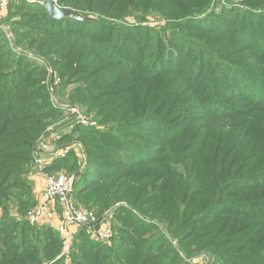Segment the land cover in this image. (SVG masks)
<instances>
[{
  "label": "trees",
  "instance_id": "1",
  "mask_svg": "<svg viewBox=\"0 0 264 264\" xmlns=\"http://www.w3.org/2000/svg\"><path fill=\"white\" fill-rule=\"evenodd\" d=\"M21 2L10 3L7 15L0 22L13 29L18 47L45 58L64 81V85L73 86L67 99L71 104L83 106L91 118L93 116L90 113L94 112L100 118V124L108 128L105 132L107 134L99 132L94 135L98 129L77 126L72 136H66L62 141L66 145L72 140L83 142L88 156V170L80 185L76 181L74 198L83 200L82 204L87 209H97L98 205L106 204L108 200L105 199L110 196L117 200L120 196L130 198L124 192L133 194L129 199L130 203L145 215L168 223L174 234L186 232L179 238L186 253L191 252L195 246L218 251L219 244L223 243L220 236L224 233L235 234L241 227L235 225V222L226 228H216L221 219L216 214L217 210L215 213V209L207 211L208 208L205 211H195L192 206L204 196L214 194L213 202L219 198L218 193L227 192L233 186L244 187L241 183H256L264 176V169L260 173L244 176L253 160H264L260 156L264 155V144H258V140L264 143V139H257L258 129H264V79L250 65L245 64L244 59L231 57L234 52L232 46L235 44L240 48L238 55L254 56L264 67V57L261 56L264 52V0L56 1L60 8L71 9L84 18L91 19L87 22L54 20L48 17L43 5ZM203 3L206 5L205 11L194 12ZM118 6H127L128 13L121 12ZM219 8L222 10L221 16L217 17ZM151 13H159L171 21L165 22V27L163 26L167 30L154 33L156 43L153 47L144 37L152 29L141 24ZM131 14L138 19L137 25L112 24L107 21L110 18L122 20ZM226 14L231 15V19L226 21L229 25L232 23L230 31L222 21L220 25L212 22L214 27L206 23L210 17L226 20ZM13 16L19 19L13 21ZM187 23L191 25V29H195V33L204 36L207 34L203 42L195 45L196 52L204 50L206 54H211V58L203 63L199 59L194 61L193 52L192 56L187 55L186 43L183 46L179 41V31ZM186 42L190 40L187 39ZM208 43L211 46L229 45L224 54L227 53L226 56L230 59L219 55V49L210 51ZM149 49L152 51L147 54ZM173 53L177 55L173 57ZM180 56H186L184 61L188 62L185 67L188 71L183 75L176 72L177 65L179 69L184 66L179 64ZM129 57L137 60L136 65L130 64ZM160 57L163 62L159 61ZM214 62L226 63L230 68L229 73L235 72L232 78L224 75L221 66ZM165 64L168 67H163ZM194 68L197 69L196 72H193ZM205 70L206 77L203 78ZM175 75L181 76V82L185 85L182 86L184 88L178 102L176 90L180 89L175 87L171 90L164 83L165 80L175 82ZM45 78L46 73L42 68L33 66L26 57L17 55L8 48L5 36L0 31V207L3 209L0 215V264L65 262L60 255L62 243L56 230L51 227H33L26 219L27 213L36 205L28 182L22 178L27 174L31 163L32 147L44 134L46 127L60 118V113L50 105ZM226 81L233 83V87L222 93L218 83L226 84ZM201 82L205 86L200 85L203 84ZM187 83L191 86L197 83L200 86L189 93L188 100ZM219 93L240 102L249 101L251 110L233 111L231 105L220 102L224 107H230L226 111L227 116L226 112L211 107L203 108L207 102L216 99ZM253 95L260 99L255 100ZM170 97L175 99L174 104L183 105L184 110L190 106L188 109L197 112L201 110L207 115V123H203L202 130L189 128L184 131L186 135L171 133L166 139L159 138L158 135L148 137V131L139 125V120L148 122L150 115L146 109L153 110L151 102L160 103L161 108L153 110L158 113L169 102ZM199 103H203V106L198 105ZM134 109L142 111L140 115L143 117L138 116L140 119H137ZM177 109L168 110L167 113ZM241 114L246 117L240 116ZM187 119L190 126L198 123L188 117ZM216 123L220 127L215 126ZM125 127L136 128L135 132H145L142 135L130 133L131 136L120 137L119 134ZM160 130L156 129L162 134ZM130 138L133 141L129 143ZM139 140L158 148V151L167 143L166 150L160 152L162 157L167 151L168 153L161 160L156 158V154L154 160L141 161V156L148 153L138 144ZM247 141L250 142L249 146L246 145ZM225 142H231V145L225 149L222 146L213 147ZM192 143L196 145L190 149ZM208 144H212L211 147H207ZM181 146L187 147V160ZM178 148L180 156L174 155ZM207 149H211L210 153L201 156ZM131 152L129 157L122 154ZM171 158L176 161L180 159V164H185L187 177L171 178L167 181L166 188L152 186L149 176L144 173L150 168L168 167ZM196 161L200 162V168L194 165ZM65 168L71 174H77L80 168L72 152L67 158L54 162L48 171L55 173ZM260 182L264 194V181ZM242 189L251 191L256 188ZM175 193L183 195L182 199L175 201L166 197L174 196ZM180 203L186 205L187 209ZM221 203L222 200L219 199L216 208H220ZM252 203L253 213L258 210L256 207L264 211L261 200ZM9 204L18 207L23 216L21 219H12ZM103 208L104 205L100 209ZM251 215L263 219L257 213ZM117 217L122 228L112 246L93 242L85 230L78 231V242L74 243L71 264H156L160 257L154 255V251L160 246L155 243L146 245L149 243L148 239L140 235L141 231L146 230L142 220L127 210H120ZM176 222L177 226L174 225ZM243 227L240 234H249V229ZM262 231L264 229L256 232L257 242ZM262 248L253 253H242L239 263L264 264V259L261 258L264 257V245ZM149 252L153 254L149 255ZM170 256V261L166 259L168 264L175 262L178 257L175 254ZM222 256L227 261L230 258L236 259L233 254Z\"/></svg>",
  "mask_w": 264,
  "mask_h": 264
},
{
  "label": "rangeland",
  "instance_id": "2",
  "mask_svg": "<svg viewBox=\"0 0 264 264\" xmlns=\"http://www.w3.org/2000/svg\"><path fill=\"white\" fill-rule=\"evenodd\" d=\"M1 1V0H0ZM25 2V4L27 5H43L45 4L46 0H9L8 1V5L10 3H16V4H21L22 2ZM55 3L57 0H53ZM263 1V0H261ZM236 3V2H235ZM57 4V3H56ZM237 4V3H236ZM8 5L6 7V9L1 10L0 9V19L2 20L6 15H7V11H8ZM58 6V5H57ZM59 7V6H58ZM119 7V6H118ZM205 7L206 5L203 3L201 6H199L197 9L194 10V12L196 13H203L205 11ZM120 8V7H119ZM121 12L124 13H128L127 10V6L126 7H122L120 8ZM46 11V10H45ZM221 8L218 9V12L216 13L217 17L221 16ZM80 14V13H79ZM136 14V13H135ZM220 14V15H219ZM48 15V14H47ZM81 15V14H80ZM134 14L131 15H127V17H124L122 20H116L117 18H110L107 21H109L112 24H123V25H137L138 24V19L136 18V16H133ZM227 18L226 20L224 19H219V18H215V19H211V17L208 19V21L206 23L210 24L211 27H214L213 24H211L212 22H214V24H221L222 23L225 26H228L227 30L230 31L229 29H231L232 23L231 25H229L226 21L227 19H231V15L230 14H226ZM17 19H19V17H15L13 16V21H16ZM0 20V21H1ZM91 20V19H90ZM89 20V21H90ZM165 22H171L170 20L165 19L164 17H162L159 13H151L149 15H147L144 19L143 22H141V24L143 25V27L148 28V29H152L151 32H146L147 36H144L145 39H147V43H150L151 46L153 47V45H155V36L154 33L156 32H161V31H165L167 29H165L164 24ZM235 25V24H234ZM164 26V27H163ZM208 25V27H210ZM233 27V26H232ZM264 27V25H263ZM155 30V31H153ZM195 29H191V25L189 23H187V25L185 26V28L181 29L179 31L181 38L179 39L181 45L184 46V44L186 43V51L187 55H195L194 57V61L196 59H199L200 63H203L205 60L211 58V54H206V52L203 50L201 52H196V43H201L204 41V39L207 37L204 36L201 33H195L194 32ZM0 31L4 34L5 36V42L8 45V48L15 54L17 55H22L24 57H26V60L32 64L33 66H37L39 68H42L45 73H46V78H45V85L47 88V92H48V96H49V102L51 107L60 113V118L57 119L54 123L50 124L49 126L46 127L44 134L41 135V137L39 138V140L37 141L36 145H34L32 147L31 150V154L32 151L34 150V148H36V146H38V144L41 143V141L44 139V141H46L47 146H70L72 147V154H74L75 159H77L78 163L80 164V168L77 172V174H71L67 168H65V170H61V171H56L55 173L49 172L47 169V172L50 173L48 175H55L58 173H63L64 175H66L69 178H74L75 183L77 181V185L81 184V182L83 181L82 178L85 175V173L88 170L87 167V158L88 156L86 155L85 152V146L83 144V142H77V141H70L69 144H62L64 138L67 137H71L72 133L74 131V128L77 127H71V123L68 121L67 119V114L64 113V108L65 106L68 105H77V104H71L67 99H68V93L70 91V89L73 86H69V85H64V81L59 77L58 73L56 72V70L51 66V64L43 57L37 55L36 53H34L33 51L27 50L26 48H21L18 47L16 45V35L13 31V29L9 26H5L3 23L0 22ZM143 36H141L142 39ZM144 39V38H143ZM144 39V44H146V40ZM190 40V42H186V40ZM194 40L196 42H194ZM209 42H212V40H210ZM254 44L256 43V41L254 40L253 42ZM252 43V44H253ZM208 46L210 48V51L212 49H219L218 51H220V53H218L219 55L225 57V58H229L227 57V53L224 54V50L229 47V45L223 46V45H215V46H211L210 43H208ZM152 50L149 49L146 53L148 54V52H151ZM232 51H234L231 54V57H233L234 59H244L243 61H245V64L250 65L251 68L254 69V72H256L257 74L261 75V79H264V67L261 66V64L259 63V61L254 57V56H250L247 54H237L240 52V48L238 47V45L232 46ZM193 52V53H192ZM177 53H173L172 56H176ZM262 57H264V52H262L261 54ZM186 56H180V63L179 64H184V66L179 69L178 65L176 66V69L180 75L185 74L188 69H185V67L188 65L187 61H184V58ZM131 60L130 64L136 65L137 60L133 59L132 57H129ZM128 58V59H129ZM172 59V58H171ZM170 59V60H171ZM230 59V58H229ZM169 60V61H170ZM160 62H163L162 57H160ZM216 63V62H214ZM217 65H220L221 68L223 69L222 73H224V75H227L228 78H232V74L234 75L235 72H233L232 74L229 73V66L226 63H216ZM200 65V64H199ZM163 67H168V64H165V66ZM197 69H193V72H196ZM206 71L203 74V78L206 77ZM197 75V73H196ZM195 75V76H196ZM176 77V81L175 82H171L169 80H165L164 83L165 85L171 89L174 90L175 87L179 88L180 90H176V96H177V102H178V97H181L182 94H180V92H182L183 88L185 87V85H183V83L181 82L182 77L179 75H175ZM238 77V75L236 76ZM227 83L224 84V82L222 83H218V88L223 91L226 89H231L233 86V83H231L230 81H226ZM203 83V82H201ZM205 86V84H200ZM184 86V87H182ZM182 87V89H181ZM194 87V88H193ZM196 87H200L197 86V83L194 86H191L190 84L187 83V100H188V95L191 92H194V89L196 90ZM217 89H215L216 91ZM258 92V89H257ZM224 93V91L222 92ZM180 94V95H179ZM253 98L256 99H260L257 98L256 95H253ZM174 98L170 97L169 98V102L165 104L164 107H162V111L161 112H154L153 110L157 109V108H161L160 107V103H154L151 102L150 106L152 107L153 110L151 109H146L147 112L149 113V118H147L148 122H142V120H139V125H142L144 128H146V130L148 131L147 135L148 137H154L157 136L159 138L162 139H166V137L172 135L171 133H173V135H186L184 133L185 129H189L191 128V130H202V127L204 126L203 123H207V115L205 113H203V111H195L192 109H188L187 106V110H184V106L183 105H176L174 104ZM220 102H225L228 103L229 106L231 105L232 110L236 111V110H242V111H250V103L249 101H238V100H233V99H229L228 97H226L225 94H217V98L211 100V102H207L205 104V106L203 108H207V107H211L217 111H221V112H226L230 109L229 106H227L228 108L224 107ZM144 105H147L145 102H143ZM198 105L203 106V103H199ZM83 112H85L86 114V109L83 106L77 105ZM138 109H141L140 107H137ZM174 112L172 113H167V111L171 110V109H176ZM186 109V108H185ZM63 110V111H62ZM135 112V117L137 119H140L139 117H143L140 114L142 113V111L134 109ZM89 114V113H88ZM87 115V114H86ZM91 116H93V119L97 122V126L95 129H98L97 132H95L94 135H97L99 132L100 133H105L107 132L106 130L108 129L107 127L104 126V124H100L99 119L97 118V116L95 115V113H90ZM188 115V116H187ZM226 115L228 116V112H226ZM88 116V115H87ZM139 116V117H138ZM240 116L242 117H246L245 114H241ZM90 117V116H89ZM188 118H190L191 120H196L198 121L197 124H192V126H190L189 122H188ZM232 118V117H231ZM153 123V124H152ZM154 126V128H152ZM215 126H218V124L216 123ZM214 126V127H215ZM127 127V126H126ZM124 128L122 130V132L119 134L120 137H128L131 136L130 133L132 134H144L145 131H139V132H135L136 128ZM220 127V126H218ZM156 129H161V133L160 134L158 131H156ZM50 130H54V131H58V137L59 139L56 138H50L46 135L48 133V131ZM107 134V133H105ZM115 135V133H114ZM111 135V136H114ZM167 137V138H168ZM257 139H264V129H258V134H257ZM133 141V139L130 138L129 143ZM245 141V140H242ZM171 142V141H169ZM138 144H140V146H142L143 149H146V153L148 154H143L141 156V161H146L148 159H155V156L157 159L161 160L162 157V151L166 150V144L164 145V147H162L161 149L151 146V145H147L145 141H141L139 140ZM202 144H204V142H202ZM250 142L247 141L246 145L249 146ZM254 144V143H253ZM258 144L259 145H263V141L262 140H258ZM156 145V144H155ZM193 145H196L195 143H192V146L190 147V149L193 148ZM212 144H208L207 147H211ZM229 145H231V142H225L224 144H217L213 147H223V149L227 148ZM262 147V146H261ZM181 150H183L185 159L186 155H187V147L186 146H181ZM133 151H135V149H133ZM161 151V152H160ZM211 149H207L205 152H203L201 154V156L205 155V153H210ZM150 152V153H149ZM168 153V151L163 155V157ZM47 154V155H46ZM125 157H129L130 155H132L131 153H122ZM174 155H179V148H178V152H176ZM42 156V155H41ZM46 158H49L48 153H45ZM263 156L264 155H260ZM162 157V159H164ZM209 157V156H208ZM181 158V157H180ZM74 159V158H73ZM73 161V160H72ZM184 165V166H182ZM194 165L197 168H200V162L196 161L194 163ZM33 160H32V156H31V163L30 166L28 168L27 174L25 175V177L23 176L22 178L24 180H26L28 183V187L31 189L33 197L36 200V205L39 201V193L40 191H43L46 185L45 182V178L44 177H40L38 176L39 173L36 172V169L33 168ZM117 169H121L123 170L122 167L116 166ZM175 168V171L173 170ZM264 169V160H260L259 158L253 160V162L251 163L250 167L246 170V172H244V176L247 175H251L253 173H260L262 172ZM146 175L149 176L150 181H152V186L157 185V187L160 185V187L158 189H161L162 186L164 188H166V183L168 180H170L173 177H183L186 178L187 177V169L185 164H180V159L178 161L174 160V159H170V161L168 162V167H160V168H150L147 169V171L144 173ZM39 177V178H38ZM99 177V175H98ZM97 177V179H98ZM261 180L257 181L256 183L254 181L252 182H247V183H241L243 184L244 187L242 186H233V188L229 189L227 192H220L219 194V198L215 201L212 202V197L214 194L212 195H208V196H204L198 200H196V203L192 206V210L195 211H205V209H207V211H209V209L212 211L217 210L216 214L220 216L221 219L220 222L218 223V225L216 226V228H219L220 226H231L233 224H236L237 226H240L241 228H244L243 226H246L247 233L245 234H240V231L242 230L241 228H238L235 231V234H231V235H227L226 233H224L223 235L220 236V238L223 240V243L219 244L218 247V251H216L214 249H205L199 246H195L192 247L191 252L186 253L183 248L181 247V242L179 241V238H181V235L183 234V236L185 235V231L182 232L180 235L179 234H174L173 230L169 227L168 223L162 222L156 218H152L150 216H147L144 214V212L139 209L138 207L132 205L129 201V199L131 198V196H134L133 194H126L124 192V194L126 196H129L130 198H123L122 196H120L119 199L117 200H113L112 196H110L109 198H106L105 200H108L106 202V204L104 203V208L103 210H101L100 208H102L103 205H98L97 209H93L97 212V215H106L109 212L112 214L111 215V226H112V230H113V238L111 240L110 243H106V242H102L97 240L95 237H91L90 239L93 242L96 243H103V244H107L109 246H112L113 242L117 239V237H119V233H120V229L122 228V224L120 222V220L117 217V214L120 210H127L133 213V215H136V217H138L139 219L142 220L143 225L146 227L144 231H141L140 235L141 237H144L145 239H148V242L146 245H150V244H158L160 246V248L156 251H154V255L159 256L160 259L156 260V264H168V262L166 261V259H169V261L172 259V257L170 256L171 254H175L178 255L177 260L175 262H173L172 264H240L239 263V257L240 255H242V253H253L257 250L263 249L262 246L264 245V231L261 232L260 238L257 242L258 236L256 235L257 231H261L264 229V227L262 228V226L264 225V211L261 210L260 207H256L258 208V210H254V213L259 214L263 219L261 218H257L255 215H251L254 214L252 209L254 208V205L252 203V201H257V200H261L264 206V194H263V189L261 188V182L260 181H264V176H261ZM176 179V178H175ZM43 182V188L41 189L39 187V184ZM75 183H74V187H75ZM245 187H251V188H256L255 190H251V191H245L242 188ZM40 191H39V190ZM131 192V190H129ZM110 195V194H109ZM166 197L173 199L175 201L182 199L183 195L175 193L174 196H169L167 195ZM72 198H73V202L74 205L77 206L79 209H84V205L83 200L78 201L77 199L74 198V191L72 194ZM221 199L222 203L219 205L220 208H216V204L217 201ZM104 202V201H103ZM212 202V203H211ZM214 203V204H213ZM182 205V203H180ZM179 204V205H180ZM213 204V205H212ZM10 205V204H9ZM35 205V206H36ZM178 205V206H179ZM248 205V207L246 206ZM243 206H245L243 208ZM182 207H186V205H182ZM145 209H148V207H146ZM187 209V207H186ZM101 212H100V211ZM210 211V212H211ZM3 213V209L2 207H0V215H2ZM203 213V212H202ZM10 214L12 216V219H21L23 216L20 215V212L18 211V207H16L15 205H10ZM25 217V216H24ZM55 227L57 225V220L53 222ZM176 222L174 225L177 226ZM181 227V226H180ZM79 232L81 230H85V228H78ZM86 231V230H85ZM76 233V235H74L72 243H73V247H74V243L78 242V233ZM87 232V231H86ZM89 234V233H88ZM59 235V234H58ZM118 235V236H116ZM60 237V236H59ZM163 238V239H162ZM61 240V238H60ZM77 240V241H76ZM62 241V240H61ZM256 242L259 243V247L257 248ZM62 243V242H61ZM72 253L73 251L69 254L68 258H65L63 256V249L61 250V257H64V264H71V259H72ZM153 254L152 253H148ZM147 257H150L148 256ZM227 254H233L234 258H230V260H226L225 258H223L222 255H225L227 257ZM221 257H220V256ZM146 257V258H147ZM262 259H264V257H261ZM130 263H132L131 261H129ZM48 264V263H45ZM132 264H137L136 263H132Z\"/></svg>",
  "mask_w": 264,
  "mask_h": 264
},
{
  "label": "built area",
  "instance_id": "3",
  "mask_svg": "<svg viewBox=\"0 0 264 264\" xmlns=\"http://www.w3.org/2000/svg\"><path fill=\"white\" fill-rule=\"evenodd\" d=\"M8 1H0L1 10L6 9ZM63 108L71 127L96 128L97 122L87 116L77 105H68ZM46 135L49 139H59L58 131L50 130ZM71 152L72 147L70 146H47L44 139L34 148L32 151L33 168L39 173L38 176L45 178L46 185L44 190L39 193L37 205L26 216L28 223L33 227H51L56 230L62 240L65 258H68L73 251L72 240L79 231L78 228H85L91 237L107 244L113 238L110 223L112 214L110 212L100 216L93 209H79L74 205L72 198L74 178H69L63 173L48 175L50 173L47 172V169L54 162L67 158ZM45 153H48V159ZM56 220L55 227L53 222Z\"/></svg>",
  "mask_w": 264,
  "mask_h": 264
},
{
  "label": "water",
  "instance_id": "4",
  "mask_svg": "<svg viewBox=\"0 0 264 264\" xmlns=\"http://www.w3.org/2000/svg\"><path fill=\"white\" fill-rule=\"evenodd\" d=\"M44 7L47 11L48 17L54 20L72 19L74 21L83 22H87L90 20L89 18H84L76 11L58 7L53 0H46Z\"/></svg>",
  "mask_w": 264,
  "mask_h": 264
},
{
  "label": "crops",
  "instance_id": "5",
  "mask_svg": "<svg viewBox=\"0 0 264 264\" xmlns=\"http://www.w3.org/2000/svg\"><path fill=\"white\" fill-rule=\"evenodd\" d=\"M39 178V177H38ZM39 187L42 189L43 188V182L39 184ZM39 190V189H38ZM40 191V190H39Z\"/></svg>",
  "mask_w": 264,
  "mask_h": 264
}]
</instances>
